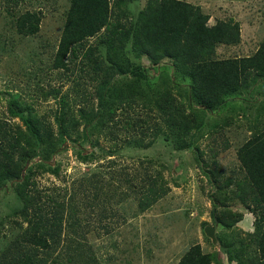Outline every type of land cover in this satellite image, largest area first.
Instances as JSON below:
<instances>
[{
	"label": "trees",
	"instance_id": "1",
	"mask_svg": "<svg viewBox=\"0 0 264 264\" xmlns=\"http://www.w3.org/2000/svg\"><path fill=\"white\" fill-rule=\"evenodd\" d=\"M125 3V0H70L54 56L52 68L69 72L70 64L78 60L81 51L83 59L93 65L97 78L104 75L95 95L97 108L81 109L76 115L66 108L63 98L61 107L54 113L55 128L38 115L34 104L21 93L12 94L7 103L11 118L18 119L22 125L15 126L0 118V193L9 185L13 188L15 208L11 216L21 221L13 220L20 231L13 241L0 249V264H47L62 245L66 230L70 228L77 233L76 228L82 225L75 204L67 202L65 195L59 198L45 195L38 186L37 177L48 173L59 176L61 167L54 166L52 160L66 150L69 141L75 144L81 139L79 146H83L90 141L91 133L109 128L118 118V112L120 116L143 97L145 105L155 107L165 119L176 147L183 150L196 147L192 151L213 185L208 194L213 224L220 229L216 236L228 261L264 264V121L260 120L264 101L253 107L257 114L251 120L253 126L247 129L251 134L237 153L238 175L227 179L224 185H219L220 171L209 170L201 162L203 152L196 146V141L206 133H223L234 125V115L243 114L248 120L251 107L247 97L264 98V41L249 57L220 59L217 57L220 46H233L241 41L238 22L220 20L209 25V14L200 6L183 0H149L136 19L131 20L122 10ZM41 22L37 12L28 11L18 19V31L25 36H35ZM100 35L99 43L102 47L106 45L105 50L101 47L105 55H101L97 45L86 46L89 39ZM70 55L74 59L71 62ZM132 56L141 63H133ZM145 59L147 63L143 62ZM153 65L160 70L158 76L150 74ZM128 74L131 79L126 78ZM118 75L123 80L114 85L113 80ZM259 80L263 84L253 87ZM144 84L149 86L152 96L148 97L150 94L144 91ZM60 93V89L53 88L48 94ZM239 98L247 103L248 109L239 108L237 104L229 106ZM228 106L230 110L223 115L221 112ZM212 117L217 118L213 120ZM83 125V133H80ZM133 141L141 145L140 141ZM74 148L81 162L91 163L101 158L84 155L77 146ZM217 154L219 152L214 157ZM103 156L112 157L114 153L109 151ZM134 179L129 183L141 194L140 212L151 210L170 192L161 173L156 178L143 177L138 184ZM234 183L235 189H231ZM74 196L72 194L71 198ZM237 202L256 218L254 231L248 232L247 240L240 239L239 243L237 233L233 232L244 216L232 209V204ZM228 230L231 233H227ZM66 246L68 264H98L92 247L86 248L84 242L71 239V244ZM52 262L63 264L59 257ZM177 264L222 262L218 253H206L200 244H195Z\"/></svg>",
	"mask_w": 264,
	"mask_h": 264
},
{
	"label": "rangeland",
	"instance_id": "2",
	"mask_svg": "<svg viewBox=\"0 0 264 264\" xmlns=\"http://www.w3.org/2000/svg\"><path fill=\"white\" fill-rule=\"evenodd\" d=\"M125 1L123 12L135 20L149 0ZM183 1L198 5L209 14V25L220 20L240 24V43L226 48L231 59L253 55L264 41V0ZM69 8L70 0H0L1 119L15 126L22 125L9 115L7 103L14 93H21L34 104L38 115L45 117L55 128L54 113L61 107L63 98L66 108L76 115L81 109L98 107L95 95L104 75L97 78L93 65L83 59L81 51L76 62L73 56L68 57L70 62L73 61L69 72L52 68ZM28 11L37 12L42 18L40 31L35 36H25L18 31L17 21ZM101 37L89 39L86 46L97 45L101 55H105L102 48L105 50L106 45L102 47L99 43ZM217 57L223 59L218 52ZM132 60L136 65L141 63L133 56ZM143 62L147 63V60ZM152 68L150 74L158 76L159 68L155 65ZM130 77L128 74L126 78ZM121 80L122 76H116L114 85ZM53 88L60 89L61 93L49 95ZM143 89L150 94L148 97L152 96L148 85L144 84ZM144 101V97L138 99L120 116L118 112V118L109 128L105 127L101 133H91L90 141L83 146H79L81 139L75 144L69 141L66 150L52 160L54 166L61 167L59 176L48 173L37 177L38 186L45 195L56 198L65 195L67 202L75 204L82 225L76 228L77 233L70 228L66 230L62 245L47 264H60L52 262L56 257L63 264L69 263L66 245L71 244V239L84 242L86 248L91 246L98 264H177L195 244H200L206 253H218L222 264H235L228 261L220 246H213L205 238L206 226H214L212 202L208 196L213 185L192 151L196 147L186 150L176 147L165 119L155 107L148 108ZM247 116L254 117V113ZM242 117L241 128L234 124L223 133L212 131L196 141V146L203 152L201 162L209 170L220 171L219 185L238 175L237 153L250 136L248 122ZM83 128L84 125L80 127V133ZM133 140L140 141L141 145H136ZM74 146L84 155L101 158L91 163L81 162ZM109 151H113L114 156L103 158ZM216 152L219 154L214 157ZM160 173L170 189L169 194L151 210L140 212L141 194L130 180L136 178L134 183L138 184L141 178H156ZM230 188L235 189V183ZM12 194L10 185L0 193V249L13 241L20 231L13 221L20 222V218L11 216L12 208H15ZM72 194L75 195L73 199ZM232 209L244 216L233 232L237 233L239 243L240 239L247 240L248 232L254 231L256 218L239 202L233 203ZM22 224L26 226V223ZM219 231L218 227L216 233ZM72 250L70 248V252Z\"/></svg>",
	"mask_w": 264,
	"mask_h": 264
},
{
	"label": "crops",
	"instance_id": "3",
	"mask_svg": "<svg viewBox=\"0 0 264 264\" xmlns=\"http://www.w3.org/2000/svg\"><path fill=\"white\" fill-rule=\"evenodd\" d=\"M230 48L231 46H224V45H222V46H220L219 48H218V53H219V55L220 56H222L223 57V59H227V58H230L229 56H227V53H226V51H227V49L226 48ZM239 58H241V57H239ZM263 84V82L262 81H257L255 84H254V86L253 87H259L260 85H262ZM260 99H262L261 97H256V98H253V97H247V100H250L248 103H249V107H251V108H253L254 107V105L256 104V106H260V104L262 103V102H260L259 100ZM235 101H236V103H235ZM234 101V103H231V104H229V106H232V104H237L238 105V107L240 108H242V109H248V108H246L247 106H246V102H244L241 98H239V99H237V100H235ZM226 107V108H224L223 109V111L221 112V113H225V112H227V111H229L230 110V107ZM251 108H249L250 110H251V112H249V113H247V114H251L252 115V113H254V116L257 114V111L255 110V108H253L254 110H252ZM244 111V110H243ZM246 112V111H245ZM243 116V114L240 116V117H235V115H234V117H232V122L233 123H235V125L236 126H241V121H240V118ZM242 118H244V117H242ZM247 118H248V120L247 119H245L247 122H248V125H247V129H248V127L249 126H253V124L251 123V120L253 119V117H248L247 116ZM260 120L261 121H264V114H262L261 115V118H260ZM249 130V129H248ZM250 132V134H251V131H249Z\"/></svg>",
	"mask_w": 264,
	"mask_h": 264
},
{
	"label": "water",
	"instance_id": "4",
	"mask_svg": "<svg viewBox=\"0 0 264 264\" xmlns=\"http://www.w3.org/2000/svg\"><path fill=\"white\" fill-rule=\"evenodd\" d=\"M216 227L215 226H211V225H208L206 226L205 228V234L206 236L211 239L212 243L214 246L218 247L219 248V242H218V239H217V236H216Z\"/></svg>",
	"mask_w": 264,
	"mask_h": 264
},
{
	"label": "clouds",
	"instance_id": "5",
	"mask_svg": "<svg viewBox=\"0 0 264 264\" xmlns=\"http://www.w3.org/2000/svg\"><path fill=\"white\" fill-rule=\"evenodd\" d=\"M224 46H226V45H224ZM249 57V56H248ZM241 58H243V57H241ZM234 59H240V58H234ZM217 230V229H216Z\"/></svg>",
	"mask_w": 264,
	"mask_h": 264
}]
</instances>
